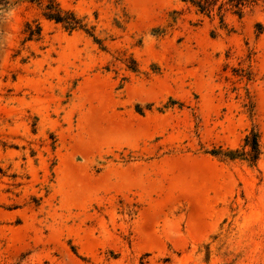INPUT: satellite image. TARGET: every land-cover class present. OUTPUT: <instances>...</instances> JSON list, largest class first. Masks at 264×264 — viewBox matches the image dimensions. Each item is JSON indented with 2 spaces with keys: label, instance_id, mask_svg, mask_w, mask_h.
I'll list each match as a JSON object with an SVG mask.
<instances>
[{
  "label": "rangeland",
  "instance_id": "rangeland-1",
  "mask_svg": "<svg viewBox=\"0 0 264 264\" xmlns=\"http://www.w3.org/2000/svg\"><path fill=\"white\" fill-rule=\"evenodd\" d=\"M54 1L106 50L0 0V264H264V5Z\"/></svg>",
  "mask_w": 264,
  "mask_h": 264
},
{
  "label": "trees",
  "instance_id": "trees-1",
  "mask_svg": "<svg viewBox=\"0 0 264 264\" xmlns=\"http://www.w3.org/2000/svg\"><path fill=\"white\" fill-rule=\"evenodd\" d=\"M185 4H189L196 9L199 14L206 15L208 17L216 14L220 17L221 23L225 13L231 11L239 18L244 16L245 11L248 8L264 5V0H180ZM43 17L54 22L57 25L63 27V29L69 33L82 31L86 33L93 41L100 46L102 50H106L102 44V41L95 35V27L89 26L84 19L79 18L74 12L63 10L59 4L54 0H49V3L42 9ZM28 26L27 40L31 41L41 36V27L36 25V29H33L30 24ZM216 156L222 155L230 160H235L239 157L245 158L250 163L254 164L260 155L259 135L257 132H252L244 139L242 151L227 150V151H214Z\"/></svg>",
  "mask_w": 264,
  "mask_h": 264
}]
</instances>
